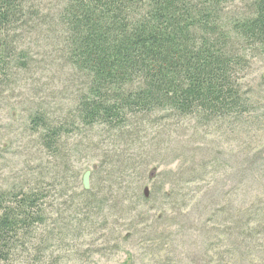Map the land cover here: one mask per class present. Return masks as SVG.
<instances>
[{
  "label": "trees",
  "instance_id": "obj_1",
  "mask_svg": "<svg viewBox=\"0 0 264 264\" xmlns=\"http://www.w3.org/2000/svg\"><path fill=\"white\" fill-rule=\"evenodd\" d=\"M236 1L0 0V102L16 108L19 134L36 142L10 151L14 123L0 125V264L81 258L77 240L96 230H109L113 243L94 250L118 251L136 218L160 221L170 212L207 238L200 264H264V143L250 141L264 132V94L242 82L251 55H264V0L231 10ZM28 34L53 48L44 62L25 46ZM58 69L65 90L40 84L39 75L49 85ZM37 74L38 86L23 94L25 76ZM183 120L220 141L241 139L235 160L204 149L203 136L198 148L179 140L173 124ZM149 132L162 136L153 147ZM173 142L187 162L151 172L154 155ZM92 151L88 190L77 158ZM3 153L22 154V168ZM234 175V189L224 190ZM145 178L155 181L148 196ZM206 180L207 188L196 186ZM150 233L159 247L168 244Z\"/></svg>",
  "mask_w": 264,
  "mask_h": 264
},
{
  "label": "rangeland",
  "instance_id": "obj_2",
  "mask_svg": "<svg viewBox=\"0 0 264 264\" xmlns=\"http://www.w3.org/2000/svg\"><path fill=\"white\" fill-rule=\"evenodd\" d=\"M50 0H47L49 2ZM248 0H237L236 2L230 4L229 8L231 10H237V9H245L246 4ZM41 37L37 34H28L25 38V46L30 49V51L33 53V57L37 58L38 60H41V62H44V59L49 55L50 51H53V48H49V46L46 44L47 41L40 39ZM57 52V51H56ZM56 53L53 52L52 56H54ZM252 56V57H251ZM250 60V66L248 69L242 74V82H244L245 89L251 90L255 89L257 92H260L261 94H264V55H251ZM51 82L48 85L46 81V76H41V83H46V87L48 86V90H54V91H60L62 92L65 89H62V83H63V76L64 73L61 71V69L51 71ZM36 78L25 76V79L22 83V85L25 87L22 91L23 94H27V92L33 88L38 86L39 84V78L38 74L35 75ZM62 89V90H60ZM5 105L7 103L0 102V125H7L14 123V127L16 129V133H14L12 138H8L9 141L11 139L12 144L10 143L8 149L10 151L26 148V146H29L32 148V150L36 149L35 145L36 142L34 140H28L23 139L22 135L19 134V130L16 128V126L19 125V116L16 113V108L8 112L9 110L4 109ZM195 121L191 120H183L179 123H174L173 128L177 133V136L183 138L179 139L181 141L187 140L190 141L189 143L190 148L191 147H197L198 144L201 145V143L198 140V137H202L203 143L205 146L204 149H221L225 152L226 156L229 161L230 158H234V151H232V147H237L239 143H241V139H236L235 136L232 134L227 139L224 137V141H220L218 137V133H207V131H204L202 127L196 128L194 125ZM16 124V125H15ZM248 129V128H247ZM250 129V128H249ZM214 130V129H211ZM151 131V130H150ZM239 131V130H237ZM246 134V131L242 134H239V138L244 136ZM196 135V137H194ZM148 136L153 137L155 142H152V140L148 141V146L153 147L155 144L162 139V136L160 138H155V135L151 132L148 133ZM166 137V136H163ZM167 137H170V135H167ZM165 138L162 141H166L168 138ZM81 135L78 136H72L69 138L71 143H74V140H81ZM147 140V138H146ZM168 141V140H167ZM250 141L254 142L255 145H261L264 143V132H251L250 135ZM243 144V141L242 143ZM6 145L5 138L0 139V149H3ZM179 143L173 142L167 149H162L163 153L159 157H156L154 155L153 157V163L151 165V172L154 171H160V170H168V169H176V167L179 165L180 161L187 162L185 157H182V160L179 159V155H176L172 152L173 147H177ZM202 146V145H201ZM72 147V146H70ZM167 151V153H166ZM27 152V151H26ZM23 153L24 154H26ZM93 151L90 153H83L79 154L77 158V166L78 168H82L81 173V184H83V178L85 173L90 170L92 172L93 167L95 164H97V160H94L93 158ZM7 162L13 161L14 164L17 165L18 168H22L24 164V158L22 157V154H19L17 156L12 157L10 153L7 154L3 153ZM169 154V155H167ZM191 154L193 153H189ZM38 158L41 161L46 160L45 155L42 152L37 153ZM3 157V155H2ZM10 158V159H8ZM186 159V160H183ZM198 159V158H197ZM157 160V161H156ZM164 161V163H163ZM262 162L258 164L261 165ZM158 167V169H156ZM243 168H249L250 170L252 167H250L249 163L245 162V166ZM8 176L10 174V170H8ZM256 172V171H255ZM0 174H2L0 172ZM92 174V173H91ZM234 173H232L233 175ZM0 183L4 181L5 179V172L0 175ZM7 176V177H8ZM211 175H207V177L212 178ZM235 175L231 177L230 180H228L227 184H225L224 190L227 189H234V186L236 184ZM148 178H145L143 185V189L145 192V188H148V195L150 194L151 190H153V183L148 182ZM90 188L92 184V179L90 176ZM209 181L206 180L205 182H199L196 184V186H202L204 185L205 188L208 187ZM211 185V183H210ZM194 185L189 186V188L193 187ZM254 187L256 189H261L263 187L262 183L258 181ZM89 188V189H90ZM88 189V190H89ZM190 212H192V208L189 209ZM75 214V212H73ZM150 220H144L142 218H136L134 220L136 226L134 229L131 230L132 237L131 240H128L127 242H121V248L120 250L116 251H98L94 250L96 248H104V247H110L112 245V238L110 231L106 230H96V231H90L86 234H83L82 237H80L76 244L77 246L80 245L81 249L85 252H82L83 257L77 258L72 257V259L64 260L61 262V264H167V262H172V259L174 260V264H200L198 256L203 253L202 248H204V241L207 239L203 235V232L200 231V229H196L192 226V220H188L184 217H173V214L170 212L169 215H167L164 219L160 221H156V217H152V213H149ZM71 217H74V215H71ZM128 223V222H127ZM126 227V226H125ZM143 232V233H142ZM151 232V233H150ZM155 232V233H153ZM150 233L153 238L155 236H160L161 241L168 243L167 245H164V248L159 247V242L156 240H148L147 236ZM169 234H171V241L169 238ZM264 238V237H263ZM105 242H108L104 244ZM167 252H169L167 256ZM246 264H252L249 263V261H245ZM11 264V263H10ZM18 264H22V262H18Z\"/></svg>",
  "mask_w": 264,
  "mask_h": 264
},
{
  "label": "water",
  "instance_id": "obj_3",
  "mask_svg": "<svg viewBox=\"0 0 264 264\" xmlns=\"http://www.w3.org/2000/svg\"><path fill=\"white\" fill-rule=\"evenodd\" d=\"M91 171L90 170H88L86 173H85V175H84V178H83V184H84V188L85 189H89L90 188V176H91ZM145 194H146V196H148V188L146 187L145 188Z\"/></svg>",
  "mask_w": 264,
  "mask_h": 264
}]
</instances>
